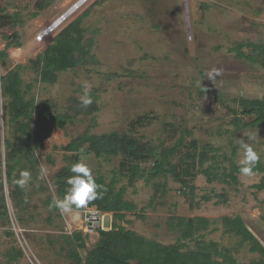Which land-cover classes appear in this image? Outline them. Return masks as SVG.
I'll list each match as a JSON object with an SVG mask.
<instances>
[{
  "label": "rangeland",
  "instance_id": "rangeland-1",
  "mask_svg": "<svg viewBox=\"0 0 264 264\" xmlns=\"http://www.w3.org/2000/svg\"><path fill=\"white\" fill-rule=\"evenodd\" d=\"M78 1L54 0L50 7L38 11L39 0H0V10L20 21L0 32V52L8 43L2 33L15 35V45L6 50L8 58L0 62V178L11 219V226L0 225V264H70L61 252L59 237L82 232L84 226L83 212L78 210L60 212L49 222L47 201L58 198L54 178L69 164L63 147L88 130L92 124L89 115H80L66 129L52 132L36 152L38 177L34 180L31 175L26 185L34 219L27 218L26 225L17 222L6 179L5 140L16 143L18 135L9 124L1 76L19 65L25 89L31 86L29 97L36 100L38 109L48 105L66 112L79 107L87 84L88 95L99 106L92 128L95 135L128 134L162 151L174 146L185 131L190 132L172 165L178 173L190 165L194 176L187 179L195 187L193 193L172 174L151 179L148 175L153 161L139 162L148 175L130 180L121 176L123 156L97 158L87 149L81 153L79 160L87 163L93 176L103 177L107 184L116 180V190H124V200L135 207L118 225L150 241L171 245L179 237L171 227L172 217L206 218L211 227L203 232V238L197 236L199 241L230 250L239 264L260 259L258 253L250 251V242L225 232L223 219L240 216L264 245V189L260 186L264 179V127L235 125L236 117L253 121L242 114L243 100L264 99V57L254 62L238 55L240 44L264 46V0H86L53 35L38 42L37 36ZM78 17L83 18L87 38L95 40L91 58L61 74L55 84L41 82L32 61ZM244 52L250 54L251 50L245 48ZM212 68L222 70L213 81L207 79ZM247 137L259 155L254 175L237 174L238 182L230 178L224 182V170H216L217 166L229 171L230 164L224 158L231 157L234 148L238 151L234 161L240 166L237 139L247 142ZM192 141L200 150L213 148L210 156L217 155L219 164L211 159L204 166L197 160L194 164L190 159ZM208 167L216 170L217 180L211 177L213 181H209L204 172ZM103 215L102 230H111L113 214ZM98 234L86 236L89 248L98 241ZM188 244L196 246L195 241ZM18 250L23 257L10 261L8 255Z\"/></svg>",
  "mask_w": 264,
  "mask_h": 264
},
{
  "label": "trees",
  "instance_id": "trees-1",
  "mask_svg": "<svg viewBox=\"0 0 264 264\" xmlns=\"http://www.w3.org/2000/svg\"><path fill=\"white\" fill-rule=\"evenodd\" d=\"M51 1L54 0H39L36 8L38 11H43L50 7ZM0 11V32L4 29L13 28L15 23L20 22L18 18L6 15L4 10ZM34 16H38L37 13H34ZM82 22L83 18L78 17L64 27L56 34L45 52L32 61L39 73L41 82L55 84L61 74L75 70L89 61L93 54L95 40L94 38H87L86 29L83 28ZM2 34H5L4 38L8 41L6 46V50H8L15 45V35ZM245 48H249L251 53L244 52ZM6 50L0 52L1 63L8 58ZM238 51L240 57L254 62L259 61L262 56L264 57V46L253 45L252 43L240 44ZM22 68L21 65L16 66L1 76L2 96L9 116V124L13 125L14 133L18 135L16 143L5 140L7 149L5 166L7 184L10 188L9 198L16 210L17 222L20 225L28 224L27 218L33 220L34 216L32 213L30 214L29 201L31 195L27 186L18 187L14 184V179L19 178V172L22 170L29 171L33 179H37L38 159L35 155L36 152L44 147L45 141L50 138L52 132L66 129L69 124H74L80 115L91 116L92 124L83 135L72 139L66 147H63V150L69 155L67 157L69 164L61 169L54 178L58 198L62 199L65 194L66 178L72 175L70 172L71 165L78 162L85 149H87L88 154L92 153L97 158L123 156L125 161L120 167L121 176L128 177L130 180L148 175L139 167V162L153 161L152 170L148 175L151 179L156 180L161 175L172 174L181 180L183 188L189 189L190 193L195 191V187L187 179V177L194 176L191 173L190 165L182 173H178L172 165L174 156L179 154L186 145V137L190 135L189 131H185L174 146L162 151L157 146L143 144L140 139L128 134L113 132L95 135L92 133V128L96 125V114L99 112L96 99H91L92 103L87 107L81 104L79 107L69 108V111L66 112L55 111L48 105H43L38 109L36 100L29 97L31 86L28 85L27 90L25 89L21 75ZM91 97L93 98L95 95ZM75 103L78 104L77 101ZM241 105L242 114L253 118V121L247 123L240 117H236V126L240 125L239 127L244 128L249 126L264 127V99L243 100ZM1 116L0 108V138ZM190 147L193 149L190 159L194 164L197 160L201 166H204L210 159L213 160V164H219L217 155L210 156V153L214 151L213 148L205 146L200 150L196 141H192ZM237 152V148H234L232 156L224 158L230 164L229 171L222 166L216 168V170H224L225 174L221 178L224 182H227L226 178L232 179L235 183L238 182L236 175L240 174V166L234 161ZM1 156L0 154V159ZM216 170H213L212 167L204 170L209 181H213L211 177L216 176ZM94 178L99 186L100 195L87 206H95L102 213H112L113 226L111 230L99 231L98 241L92 248L88 247L87 235L83 231L75 232L72 235H61L59 237L63 242L61 252L66 255L70 264H239L230 250L220 249L219 245L214 242L199 241L197 236L203 238V232H208L211 227V222L206 218L172 217L171 227L179 234V237L177 242L171 245L150 241L137 232L118 225L117 222L123 221L129 212L135 210V207L124 200V190H116V180L107 184L103 177ZM218 178L215 177L214 180ZM260 186L264 189V179ZM40 188L43 189V187ZM52 201L53 198L47 201L50 207L49 222L54 215L60 216V211L51 207ZM84 208L75 210L82 211ZM223 224L226 233H235L242 237L244 242H250V251L261 256L260 259L249 264H264V245L251 232L243 218L240 216L234 219L225 217ZM0 225L11 226L7 197L1 178ZM189 241L196 242L195 248L189 246ZM82 253H85L86 256ZM21 257H23V253L20 250L13 251L8 255V259L12 262Z\"/></svg>",
  "mask_w": 264,
  "mask_h": 264
},
{
  "label": "clouds",
  "instance_id": "clouds-1",
  "mask_svg": "<svg viewBox=\"0 0 264 264\" xmlns=\"http://www.w3.org/2000/svg\"><path fill=\"white\" fill-rule=\"evenodd\" d=\"M221 69L212 68L207 73V79L215 80L221 74ZM89 93V86L85 84L84 94L80 97L81 103L87 107L92 103ZM247 137V142L243 138L237 139L241 158L238 163L240 165L239 172L243 176L254 175V166L259 161V155L254 150ZM72 175L66 178V189L63 198H53L51 207L58 209L63 214H70L75 209L86 207L90 202L95 201L100 193L91 168L85 163L83 159L75 162L70 167ZM44 170L42 169V177ZM31 180V173L27 170L19 172V178L14 179V184L20 188H24ZM95 207V206H90ZM97 208V207H96ZM98 209V208H97Z\"/></svg>",
  "mask_w": 264,
  "mask_h": 264
},
{
  "label": "built area",
  "instance_id": "built-area-1",
  "mask_svg": "<svg viewBox=\"0 0 264 264\" xmlns=\"http://www.w3.org/2000/svg\"><path fill=\"white\" fill-rule=\"evenodd\" d=\"M76 7V6H75ZM74 7V8H75ZM72 10V8L62 17L58 18L52 24H50L46 29H44L38 36L37 41L43 42L44 39L54 34L56 30L68 19L71 15L68 13ZM83 221L84 226L82 231L87 236L96 235L100 230L104 229V215L100 212L96 207L86 206L83 210Z\"/></svg>",
  "mask_w": 264,
  "mask_h": 264
},
{
  "label": "bare ground",
  "instance_id": "bare-ground-1",
  "mask_svg": "<svg viewBox=\"0 0 264 264\" xmlns=\"http://www.w3.org/2000/svg\"><path fill=\"white\" fill-rule=\"evenodd\" d=\"M85 1L86 0L78 1V3L76 4V7L75 8L73 7L72 10L68 13V15L75 13L78 10V8H80V6H82L85 3Z\"/></svg>",
  "mask_w": 264,
  "mask_h": 264
}]
</instances>
